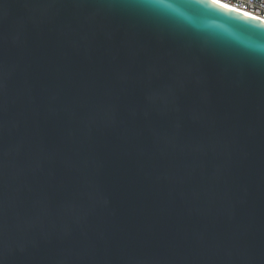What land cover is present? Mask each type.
<instances>
[{"label":"water","instance_id":"95a60500","mask_svg":"<svg viewBox=\"0 0 264 264\" xmlns=\"http://www.w3.org/2000/svg\"><path fill=\"white\" fill-rule=\"evenodd\" d=\"M165 3L0 0V264H264V21Z\"/></svg>","mask_w":264,"mask_h":264},{"label":"built area","instance_id":"2783aa9c","mask_svg":"<svg viewBox=\"0 0 264 264\" xmlns=\"http://www.w3.org/2000/svg\"><path fill=\"white\" fill-rule=\"evenodd\" d=\"M220 3L264 21V0H220Z\"/></svg>","mask_w":264,"mask_h":264},{"label":"snow or ice","instance_id":"6c2138e0","mask_svg":"<svg viewBox=\"0 0 264 264\" xmlns=\"http://www.w3.org/2000/svg\"><path fill=\"white\" fill-rule=\"evenodd\" d=\"M156 2L161 6V7H165V8H170L171 5L165 3V0H156ZM209 3L213 4V5H219L221 8L227 9L228 6L224 5V4H220V0H208Z\"/></svg>","mask_w":264,"mask_h":264},{"label":"clouds","instance_id":"9594fccd","mask_svg":"<svg viewBox=\"0 0 264 264\" xmlns=\"http://www.w3.org/2000/svg\"><path fill=\"white\" fill-rule=\"evenodd\" d=\"M148 6L157 7L158 5H147V4L141 3V2L139 4L133 5V7H139V8L148 7Z\"/></svg>","mask_w":264,"mask_h":264},{"label":"bare ground","instance_id":"6f19581e","mask_svg":"<svg viewBox=\"0 0 264 264\" xmlns=\"http://www.w3.org/2000/svg\"><path fill=\"white\" fill-rule=\"evenodd\" d=\"M220 4H223V3H220ZM230 8H231V7H230ZM232 9H234V8H232ZM235 10H237V9H235ZM245 14L250 15V14H248V13H245ZM250 16H253V15H250Z\"/></svg>","mask_w":264,"mask_h":264}]
</instances>
